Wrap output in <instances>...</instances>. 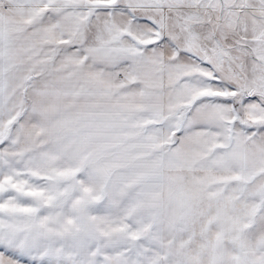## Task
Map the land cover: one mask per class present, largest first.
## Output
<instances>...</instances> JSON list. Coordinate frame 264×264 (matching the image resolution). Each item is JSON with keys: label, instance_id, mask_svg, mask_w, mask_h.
Masks as SVG:
<instances>
[{"label": "crops", "instance_id": "crops-1", "mask_svg": "<svg viewBox=\"0 0 264 264\" xmlns=\"http://www.w3.org/2000/svg\"><path fill=\"white\" fill-rule=\"evenodd\" d=\"M56 9L46 19L0 3V128L7 93L27 99L0 148L2 247L21 264H253L264 99L246 95L237 117L211 96V66L166 46L147 87L96 83L112 68L96 65V46L113 29L124 46L142 40L151 23L96 26Z\"/></svg>", "mask_w": 264, "mask_h": 264}, {"label": "rangeland", "instance_id": "rangeland-1", "mask_svg": "<svg viewBox=\"0 0 264 264\" xmlns=\"http://www.w3.org/2000/svg\"><path fill=\"white\" fill-rule=\"evenodd\" d=\"M0 3L38 6L41 18L46 19H51L53 10L57 8L58 11V6H62V20H86L93 15L96 26L102 23L130 25L132 20L151 23V29H143L149 34H144L142 40L131 35L124 46L119 42V30L113 29L115 38L111 39V45L96 46V65L112 67L109 76L96 75V83L111 84L112 87H147L151 80L158 79L154 66L166 46L168 56L177 57L176 52L186 51L208 63L218 84L211 96L230 101L237 117L246 95L264 99V0H223L221 14L220 0H0ZM83 6L90 7L87 10ZM98 31L102 32V29ZM107 47L111 49L112 60L104 53L103 48L106 52ZM124 56L128 69L126 76L120 78L119 66L124 63ZM26 104L25 93L11 90L7 93L8 119L0 128V148ZM250 216L253 220L247 223L262 232L248 239V248L252 249L250 256L253 264H264V214ZM23 260L20 252L0 244V264H21ZM226 263L229 264L228 259L223 262Z\"/></svg>", "mask_w": 264, "mask_h": 264}, {"label": "water", "instance_id": "water-1", "mask_svg": "<svg viewBox=\"0 0 264 264\" xmlns=\"http://www.w3.org/2000/svg\"><path fill=\"white\" fill-rule=\"evenodd\" d=\"M220 3H221V8H220V14H221L223 8V0H220Z\"/></svg>", "mask_w": 264, "mask_h": 264}, {"label": "trees", "instance_id": "trees-1", "mask_svg": "<svg viewBox=\"0 0 264 264\" xmlns=\"http://www.w3.org/2000/svg\"><path fill=\"white\" fill-rule=\"evenodd\" d=\"M187 108H189V107H187Z\"/></svg>", "mask_w": 264, "mask_h": 264}]
</instances>
